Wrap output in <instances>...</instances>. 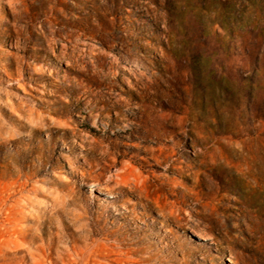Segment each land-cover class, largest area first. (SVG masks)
<instances>
[{"label":"rangeland","instance_id":"374dc122","mask_svg":"<svg viewBox=\"0 0 264 264\" xmlns=\"http://www.w3.org/2000/svg\"><path fill=\"white\" fill-rule=\"evenodd\" d=\"M0 264H264V0H0Z\"/></svg>","mask_w":264,"mask_h":264},{"label":"bare ground","instance_id":"6f19581e","mask_svg":"<svg viewBox=\"0 0 264 264\" xmlns=\"http://www.w3.org/2000/svg\"><path fill=\"white\" fill-rule=\"evenodd\" d=\"M97 191H104L105 190V187H99V188H97L96 189ZM202 234V233H201ZM204 235V234H203ZM196 236L198 237V238H200V239H202V240H206L207 238H205L204 236L202 237V236H200V234H196Z\"/></svg>","mask_w":264,"mask_h":264}]
</instances>
